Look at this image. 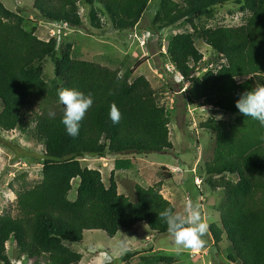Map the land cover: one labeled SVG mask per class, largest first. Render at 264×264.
Listing matches in <instances>:
<instances>
[{
	"label": "trees",
	"instance_id": "obj_1",
	"mask_svg": "<svg viewBox=\"0 0 264 264\" xmlns=\"http://www.w3.org/2000/svg\"><path fill=\"white\" fill-rule=\"evenodd\" d=\"M151 2L34 0L33 5L42 19L66 25L81 23L71 11L82 5L91 28L123 31L140 23ZM228 2L249 12L244 22L208 26L214 7ZM157 7L153 31L185 21L191 27L173 35L166 49L181 84H189L183 91L186 106L212 108L199 126L210 130L214 139L205 179L223 192L219 225L211 227L213 239L220 241L225 234L233 250L232 264H264V127L236 108L242 93L264 85V0H159ZM26 21L24 12L0 0V130H17L43 147L41 180L17 190L16 216L0 214V264H12L6 247L11 240L33 260L31 264H39L41 257L51 264H78L81 254L69 244L80 243L86 230H102L113 237L145 222L155 234H168L159 213L175 207L161 193V182L148 187L135 184V200H131L119 193L114 170L106 185L100 170L80 161L85 154L106 157L173 149L169 111L157 102L150 81L144 75L132 79L133 70L120 72L78 59L72 56L70 43L57 57V38L42 39L36 29L26 28ZM197 40L220 61L215 69L206 66L201 75L204 55ZM47 58L54 61L53 80L46 79L38 64ZM64 88L93 98L76 137L69 136L61 123L58 93ZM113 105L121 113L117 124L109 118ZM222 112L226 117H218ZM131 164L130 159L116 158L115 169ZM160 259L144 256L142 263L158 264Z\"/></svg>",
	"mask_w": 264,
	"mask_h": 264
},
{
	"label": "rangeland",
	"instance_id": "obj_2",
	"mask_svg": "<svg viewBox=\"0 0 264 264\" xmlns=\"http://www.w3.org/2000/svg\"><path fill=\"white\" fill-rule=\"evenodd\" d=\"M1 1L14 11L24 12L26 28L36 29L42 39L56 37L57 57L70 43L73 45L71 54L78 59L119 68L120 72L133 70L132 79L144 75L150 81L157 102L169 111L173 149L106 157L85 154L80 161L85 167L100 170L106 185L114 170L119 193L131 200H135V184L148 187L161 182V193L173 203L176 212L183 213L186 202L191 200L198 206L202 221L208 224L201 248L181 249L179 252L170 233L157 235L145 222L136 223L131 231L121 229L113 237L102 230H86L80 243L69 244L81 254L78 264H143L142 257L153 255L161 258L158 264H232L229 255L233 250L225 234L221 233L222 239L215 241L211 232L213 225H219L223 192L215 190L209 178L205 179V163L212 158L214 139L213 133L201 129L199 123L212 114V108L186 106L183 91L189 84H181L180 75L166 55L169 39L177 33L191 30L189 24L185 21L153 31L151 22L159 0H152L134 29L123 31L91 28L87 8L82 5L71 11L72 17H79L81 23L66 25L42 19L34 8V0ZM248 14V11L241 10L240 5L228 2L214 7V18L207 25L241 24ZM196 45L204 55L198 74L204 73L206 66L215 69L220 62L216 54L202 40H197ZM38 64L47 80L55 79L53 59L47 58ZM2 108L0 101V111ZM218 117H226V114L219 113ZM116 158L130 159L132 164L127 169H115ZM42 164L43 147L33 137L17 130H0V214H18L16 192L41 180ZM77 183L75 179L74 189ZM75 195V191L70 192L71 198ZM122 241L124 247H121ZM6 247L12 264H31L33 261L19 251L14 241H9ZM38 261L39 264H51L46 257Z\"/></svg>",
	"mask_w": 264,
	"mask_h": 264
},
{
	"label": "clouds",
	"instance_id": "obj_3",
	"mask_svg": "<svg viewBox=\"0 0 264 264\" xmlns=\"http://www.w3.org/2000/svg\"><path fill=\"white\" fill-rule=\"evenodd\" d=\"M58 103L62 106L61 123L66 133L71 137L79 135L81 121L86 112L93 105V98L75 88H64L58 93ZM236 108L243 116L251 117L264 127V85H259L240 95L236 101ZM55 117L54 112H50ZM113 124L119 123L121 113L115 105L109 112ZM160 218L166 223L169 233L174 237L177 251L181 249L195 250L203 246L202 237L208 230V224L203 222L198 206L188 200L184 212H176L171 207L159 213ZM124 247V242H121Z\"/></svg>",
	"mask_w": 264,
	"mask_h": 264
}]
</instances>
